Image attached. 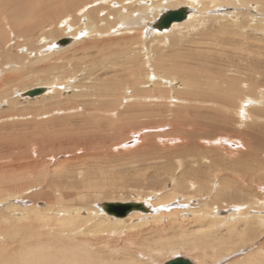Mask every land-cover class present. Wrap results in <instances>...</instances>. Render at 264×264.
I'll return each instance as SVG.
<instances>
[{
    "label": "bare ground",
    "instance_id": "1",
    "mask_svg": "<svg viewBox=\"0 0 264 264\" xmlns=\"http://www.w3.org/2000/svg\"><path fill=\"white\" fill-rule=\"evenodd\" d=\"M107 1L0 0V75H5L0 76V108L22 104L15 84L25 85L24 76L29 84L42 85L22 93L37 115L24 126L27 143L10 134L6 122L12 116L0 109V160L7 159L0 163V204H8L0 214V264H156L168 254L194 264H228L234 255L244 259L230 264H264V243L257 252L244 251L264 241V60L234 62L255 46L248 33L264 38V20L254 25L248 16L241 24L221 19L218 32H209L211 38L204 34L193 50L178 38L187 35L186 28L203 29L199 11L189 6L197 0H139L128 12L123 0L117 1L120 6ZM256 1L242 3L250 7ZM226 2L227 9L237 4ZM182 8L188 11L184 21L156 27L164 14ZM69 11L71 34L82 32L77 38L89 39L58 41V35L65 36L60 23ZM154 17L146 31L156 37L143 45L142 33L135 34ZM118 28L121 37L115 39ZM171 31L179 36L170 45ZM96 33L110 42L64 62L66 52L96 42ZM46 44L66 51L41 57ZM24 48L27 52H21ZM60 60L66 69L57 65ZM85 65L88 85L67 82ZM38 89L40 95H28ZM245 101L253 104L248 115L240 112ZM230 135V147L237 148L219 140ZM127 140L139 146L124 148ZM223 156L226 164L219 162ZM130 171L136 177L131 179ZM145 186L156 191L146 202L112 199L129 187ZM101 199L112 201L97 204ZM40 201L45 205L38 206ZM106 203L137 208L117 217L105 211ZM188 251L198 256L189 257Z\"/></svg>",
    "mask_w": 264,
    "mask_h": 264
},
{
    "label": "rangeland",
    "instance_id": "2",
    "mask_svg": "<svg viewBox=\"0 0 264 264\" xmlns=\"http://www.w3.org/2000/svg\"><path fill=\"white\" fill-rule=\"evenodd\" d=\"M118 0H108L107 2L108 3H111V2H113V3H116L118 6H120L119 5V3L117 2ZM136 1V2H135ZM139 0H123L122 2V7L123 8H125L127 11L126 12H128V10H129V8H133V7H137L136 6V3L138 2ZM143 1V4H145L146 3V1L147 0H142ZM191 2H193V0H190ZM212 1H214V0H197V2L198 3H196V2H194V5L192 6V4L191 5H189L190 7H193L194 9H195V12L198 10L199 12H198V16H199V18H202L203 19V24H201L202 25V30H199L198 28H194L193 29V27H191L190 29L189 28H186V30H182L183 32H184V34H187V35H183V36H180L178 39L179 40H181L180 42H186L185 44V46L188 48V47H190V48H193V50L195 49H197L196 47H194L195 45H201V43L200 42H202L201 41V37L204 35V34H207V35H209V32H211V33H216V31L218 32V30L220 29V27H221V25H220V22L219 21H225V20H229V21H231V22H234V23H239V24H241V23H243V21H246L247 19L248 20H250L251 18L252 19H254V20H252V22H253V24L254 25H258L260 22H262L263 20H264V4H262L261 2L263 1L264 2V0H258V2L256 1V5L254 6V3L252 4V6H250V7H245V5L242 3V0H236V2H237V4H232V5H228V9H227V2L226 1H229V0H221L222 2L221 3H219V4H212V3H214V2H212ZM145 2V3H144ZM241 2V3H240ZM260 2V3H259ZM210 3V4H209ZM225 3V4H224ZM135 4V5H134ZM142 4V3H141ZM204 4V6H202ZM221 4V5H220ZM151 4H150V2H149V6H150ZM196 5V6H195ZM198 5V6H197ZM127 6V7H126ZM182 6H188V5H185V4H183ZM181 6V7H182ZM212 6V7H211ZM215 6V7H214ZM221 6V7H220ZM239 6H241V7H239ZM203 7V8H202ZM218 7V8H217ZM244 7V8H243ZM116 8V7H115ZM135 8H133V9H135ZM200 8V9H199ZM207 10H205V9ZM241 8V9H240ZM203 9V10H202ZM212 9H214V10H212ZM216 9V10H215ZM224 9V10H223ZM233 10V12H232V10ZM217 10H219V11H217ZM224 11V12H223ZM125 12V13H126ZM201 12V13H200ZM203 12V13H202ZM210 12V13H209ZM214 12V13H213ZM218 12V13H217ZM160 13H162V12H160ZM230 13V14H229ZM194 14V13H193ZM71 15V12L69 11L67 14H65L64 15V19L65 18H67V16H70ZM210 15H212V16H210ZM220 15V16H219ZM231 15V16H230ZM75 16V15H74ZM136 16V15H135ZM154 15H152V16H150V17H153ZM201 16V17H200ZM204 16H206V17H204ZM248 16V18L246 19V17ZM254 16V17H253ZM150 17H148V18H150ZM214 17V18H213ZM221 17V18H220ZM227 17V18H226ZM210 18V19H209ZM217 18V22H216V19ZM63 19V23H60V25H62V28H63V30L66 32L65 33V36H57V39H58V41L59 40H61V39H64V38H73V42L74 41H76V40H86V39H89V37L88 36H86L85 38H83V39H78L77 37L80 35V33H82V32H80L78 35H76V37H74V35H72L71 33L72 32H74L75 31V29L72 27V26H70V23H72L71 21H70V17H68L67 19H65L64 20ZM146 18H144V20H145ZM222 19V20H221ZM86 21H85V23L87 22H89V20H88V17L86 16V19H85ZM111 20V19H110ZM144 20H143V22H144ZM156 19H155V17L154 18H152L151 20H148V21H146L145 20V22L142 24V26L141 27H144V26H146V28L143 30V31H141L140 33H137V34H135V35H139V36H141V33H142V35H143V38H142V43H143V45H144V40H146V41H151V40H153V39H155V34H156V32L154 33V34H148L147 33V27L151 24V23H153L154 21H155ZM200 20V19H199ZM67 21V24L65 23ZM201 21V20H200ZM200 21H198V22H200ZM206 21V22H205ZM214 21V22H213ZM197 22V23H198ZM213 24H215V25H213ZM208 25H209V27H208ZM69 26V27H68ZM121 26V29H122V26H123V24H121L120 25ZM219 28V29H218ZM121 29L120 28H118L117 30H115L113 33H112V35L115 37V39H116V37H121L119 34H121ZM125 29V26H123V29H122V31ZM211 30V31H210ZM213 31V32H212ZM250 32H252V33H254L253 31H250ZM169 35L166 37V39H167V42H169L170 43V45L173 43V41H177V40H175L178 36H179V34L178 33H176V37H175V33L174 32H170V33H168ZM97 35H98V33H96L95 34V40H96V42H91V43H89L90 41H87L88 43L87 44H85L84 46H83V44H82V46L80 45L79 47H77L76 49H72L71 51H69V52H66V56L64 57L65 58V61L64 62H67L68 63V61H70L71 59H73V58H83L84 56H86L85 55V53H95L98 49H102L105 45H106V43H108V42H110V40H108L107 39V41H106V39H105V41H104V38H99V37H97ZM219 35H221V34H219ZM172 36V37H171ZM206 38H211V37H213V35H209V36H205ZM219 37H221V36H219ZM93 38V39H94ZM97 38H99V40H97ZM256 38H257V35L255 36V35H252V34H247V41L249 42V44H253V45H255L254 47H253V49H251L250 51L249 50H247V49H245L244 50V48H242V50H244V51H241L239 54H237L235 57H234V59H235V63L236 62H242V60L245 58V59H247V57H249V59L247 60V61H253V59H256V60H264V42H261V41H264V38L262 37V38H259L261 41H258V40H256ZM115 39L113 40V43H115ZM172 40L171 42H170V40ZM190 39V40H189ZM14 42L15 43H17V41H18V38L17 37H15L14 38ZM178 40V41H179ZM189 40V41H188ZM209 40H211V39H209ZM208 40V41H209ZM215 40V39H214ZM239 40H241L242 41V38L240 37L239 38ZM22 41H24V38L22 39ZM247 41H246V43H247ZM57 42V41H56ZM55 42V43H56ZM72 42V43H73ZM54 43V44H55ZM72 43L70 44V45H68L67 47H69V46H71L72 45ZM189 43V44H188ZM195 43V44H194ZM179 44H182V43H178V44H176V46H178L179 47ZM190 44H192V45H190ZM221 44H222V42H221ZM40 45H44V42H42V43H40ZM46 46L47 47H45V48H43L44 50H42V52H40L38 55H40L41 57H45V56H47L49 53H55V52H62L63 50H65L64 48L63 49H55V45H51V44H46ZM9 47L11 48V44H9ZM141 46H139V45H136L135 46V48L136 49H139ZM144 47V46H143ZM149 47H151V43H149ZM49 49V50H48ZM241 50V49H240ZM66 51V50H65ZM21 52H27V49H23V51H21ZM260 53V54H259ZM150 54L152 55V57L155 59V57H156V54H155V52H154V50H153V48L151 47L150 48ZM91 55V54H90ZM258 56V57H257ZM34 57H36V55H31L30 56V58H34ZM240 58H243V59H241L240 60ZM148 58L147 57H145L144 58V60H147ZM240 60V61H239ZM2 61V58L0 57V62ZM26 61H29L28 63H32V62H35V61H37V59H33V60H26ZM63 60H60V61H58L57 62V65L58 66H61L62 65V67L63 68H65V66L63 65L64 63L62 62ZM63 63V64H62ZM1 64V63H0ZM49 64H51V63H49ZM253 64V63H252ZM70 70L72 69V71H76L77 69H76V66H75V64H74V62H71L70 63ZM68 67V68H69ZM264 67V66H263ZM66 69V68H65ZM76 69V70H75ZM0 71H1V69H0ZM80 72H82V74L80 73ZM85 72V73H84ZM51 73V72H50ZM80 73V75H78ZM79 73H74V77H73V79H71V80H69V81H67V82H70V81H74V83H79L80 82V84H81V82H82V84H87L88 85V83H90L89 82V80H86L87 79V76H88V74H89V72H88V68H87V66L85 65V67L84 68H81L80 69V71H79ZM87 75V76H86ZM0 76H5V75H0ZM78 76V77H77ZM25 77L26 76H24L23 78H22V80L24 81V83H25V85H17V84H15V90H17L18 92L16 93V96H15V98H18L21 102H22V104H20L19 106H16V105H13V104H11L10 105V103L9 102H7V104L5 103L3 106H2V108H0V109H4L5 111L6 110H8V111H6L7 113L6 114H8V115H11L12 117H11V119L9 118L8 119V122H6V124L8 125V127H9V132H10V134H12V136L13 137H16V138H18V140L20 141V142H22V141H24V140H26V143H27V128H25V127H27L28 126V123H30V122H33L37 117V115H36V113H35V111H34V109H35V107H33V105L32 104H27L25 101H27V97H24L23 95H22V93H24V92H26L28 89H31V88H37V87H42V85H41V83H32V84H29V83H31L30 81H25ZM92 77H89V79H91ZM85 80V81H84ZM91 82H93L94 80H93V78L90 80ZM18 84H19V82H18ZM64 85H66V84H62L61 86H63V90H67V88L64 86ZM32 90V89H31ZM70 90V89H69ZM72 90V89H71ZM74 90V89H73ZM73 90H72V92H73ZM83 91H85V89H83ZM82 91V92H83ZM72 92L71 93H67V95L66 96H71L72 95ZM45 94V93H44ZM43 94V95H44ZM42 96V95H41ZM40 97V96H39ZM29 99H30V97H28ZM36 98V97H35ZM31 99H33V98H31ZM245 103H249V106H247V107H244L245 106ZM250 101H245L243 104H242V107H241V109H240V112H245V113H247V111H246V109H248V108H250V106H253V104L251 103ZM45 104H43V106H44ZM14 111H16V113L15 114H18L19 116H17V115H15L16 117H13V110ZM243 109V110H242ZM11 111H12V113H11ZM31 111H32V113H31ZM30 112V113H29ZM44 112H45V110H44ZM240 112H239V114H240ZM26 115V116H25ZM33 115V116H32ZM247 115H248V113H247ZM239 118L241 119V120H247V117L246 118H242L240 115H239ZM11 120V121H10ZM24 120V121H23ZM17 121H18V123H17ZM20 121V122H19ZM15 124H14V123ZM26 122H28L27 124H26ZM16 125L15 127H14V125ZM20 124H21V126H20ZM25 124H26V126H25ZM11 125L13 126V127H11ZM23 125V126H22ZM25 126V127H24ZM23 128V130H24V132H23V130H21V129ZM26 130H25V129ZM18 129H19V131H18ZM26 132V135L24 134ZM165 132V131H164ZM22 134H24L26 137L25 138H23L24 136L22 135ZM231 135L233 136V132L231 133ZM231 135L230 136H228V137H222V138H225L224 140L220 137V139L219 140H221L222 142H224V144L226 143V144H228V147L229 148H231V149H234V148H237V147H234V148H232V147H230V145L232 144V142L231 141H233V140H231L230 139V137H231ZM21 136H23V137H21ZM134 136H137V138H139L140 139V137H142V135L141 136H139L138 134H134ZM125 137H129V133L126 135V136H123V138H125ZM21 138H22V140H21ZM238 139H240V138H238ZM127 143V144H126ZM125 144H126V146H125ZM132 145H134V141H132V142H129L128 143V140L127 141H124V148H131V147H133ZM180 145H182V144H180ZM139 146V142H137V144L136 145H134V147L136 148V147H138ZM8 149H7V151L8 152H10V150L12 151V152H15L16 154L17 153H19L15 148H13V147H7ZM239 149L240 148H242V145H240L239 147H238ZM2 149V148H1ZM0 149V150H1ZM118 152V151H117ZM121 157V156H120ZM178 158L176 159V161L177 162H180L181 160H182V157L180 156V155H178L177 156ZM121 158H123V157H121ZM53 160V162H55L54 161V159H52ZM114 160L118 163V161H119V158L118 157H116V156H114ZM217 160H218V157H217ZM7 161V159H4V161H2V160H0V163L1 162H6ZM175 161V162H176ZM57 162H59V161H57ZM221 164H226V158H225V156H223V157H221L220 158V161H219ZM219 165V164H218ZM119 166H120V164H119ZM135 173V172H134ZM137 174H139V173H137ZM128 175H130V177H131V179L132 178H134V177H136V175L135 174H133V172L132 171H130L129 172V174ZM139 178H140V176L139 175H137ZM147 186H145L143 189L142 188H132V187H129L128 189H125V190H127V191H122L121 192V194L119 195L118 193L117 194H115V196L112 198V199H114L115 198V201H120V202H124V201H129V202H131V201H144L145 200V202L147 201V200H150L149 198L150 197H153V196H155V194L154 193H156V191H155V189H149V190H153L152 191V193H149V191L147 190ZM142 189V190H141ZM144 190V191H143ZM132 191V192H131ZM147 192V193H146ZM123 193H125L124 195H123ZM131 193V194H130ZM149 193V194H148ZM117 199V200H116ZM200 199V198H199ZM23 200H25V203H24V205H23V207H27V194L25 195V199H23ZM104 201V202H103ZM105 201L107 202H110V201H112V200H104V199H101L97 204H102V203H105ZM1 203V202H0ZM2 203H4V202H2ZM43 203V201H40L39 203H38V206H44V205H41ZM150 203V202H149ZM21 205L22 206V203H20V202H18V201H16L15 202V205ZM31 205H32V203H30ZM178 204V203H177ZM7 205L8 204H0V214L7 208ZM172 210V209H171ZM221 210H228L227 208L225 209V208H222ZM106 214V213H105ZM107 215V214H106ZM109 216V215H108ZM0 221H1V215H0ZM193 226V225H192ZM138 229H143V227H141V228H138ZM137 230V229H136ZM134 235H137L135 232H133L132 234H131V236H128V239H130V241H132V239H134ZM120 239V241L121 242H123L124 243V241H122V239L121 238H119ZM135 240V239H134ZM137 242H139V240L137 241ZM263 243H264V241L263 240H261V242H259V243H257V244H252L251 246H250V248H247V249H245L244 251H247V250H249V249H251V251L250 252H248L246 255H248L249 253H252V252H254V251H256L259 247L261 248V247H263ZM121 244V243H120ZM115 247H117L116 245H117V243L115 242ZM207 244H206V242H205V246H206ZM119 248H121V247H119ZM207 249V248H206ZM236 251H238V249H236V250H233L231 253H233V252H236ZM257 252V251H256ZM255 252V253H256ZM188 253L189 254H191V255H189V254H187L189 257H196V256H198V254H195V252H190V251H188ZM138 255H140V254H138ZM245 255V256H246ZM174 255H172V254H168L167 255V257L168 258H160L159 257V262H157L156 264H164L163 262H165L167 259H169V258H171V259H173L172 257H173ZM230 256H232L231 254H228V255H226V256H224V257H230ZM141 258H144V256H141ZM175 258V257H174ZM240 258H242V257H240L239 255H234V256H232V257H230V258H228L227 260H226V263H228V264H230V263H232V262H234L236 259H240ZM171 259H169V260H171ZM242 259H244V258H242ZM241 259V260H242ZM168 260V261H169ZM167 262V261H166Z\"/></svg>",
    "mask_w": 264,
    "mask_h": 264
},
{
    "label": "water",
    "instance_id": "3",
    "mask_svg": "<svg viewBox=\"0 0 264 264\" xmlns=\"http://www.w3.org/2000/svg\"><path fill=\"white\" fill-rule=\"evenodd\" d=\"M188 11H186L184 8L176 10V11H169L168 13L164 14L156 24V27L160 30L170 28L171 25L174 22H182L186 19ZM63 45L69 43V40H63L61 41ZM43 92V90H33L28 92L29 96H35L40 95ZM134 208H137V206L132 204L127 205H121V204H104V209L107 213L117 216V217H125L127 216ZM165 264H194L191 260L179 257L175 258L173 260H170L166 262Z\"/></svg>",
    "mask_w": 264,
    "mask_h": 264
}]
</instances>
